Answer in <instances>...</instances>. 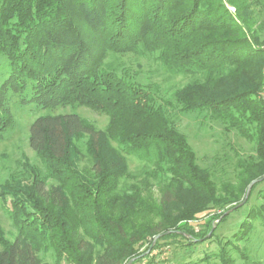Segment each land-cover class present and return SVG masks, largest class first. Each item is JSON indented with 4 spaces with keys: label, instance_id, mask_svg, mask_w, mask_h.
Returning <instances> with one entry per match:
<instances>
[{
    "label": "trees",
    "instance_id": "obj_1",
    "mask_svg": "<svg viewBox=\"0 0 264 264\" xmlns=\"http://www.w3.org/2000/svg\"><path fill=\"white\" fill-rule=\"evenodd\" d=\"M248 5L0 0V56L9 64L0 136L12 124V96L24 105L76 103L108 116L102 132L76 114L31 124L28 144L43 169L28 166L30 184L10 190L16 235L0 241V264H51L47 255L54 264L136 263L156 236L151 250L169 237L197 244L188 231L196 215L212 213L204 225L219 224L242 202L247 186L264 176V42ZM137 50L159 51L172 75L191 78L172 95L180 111H206L243 137L254 132L255 160L239 164L236 187L218 192L155 97L101 66L109 53ZM129 156L142 163L137 174L128 169Z\"/></svg>",
    "mask_w": 264,
    "mask_h": 264
},
{
    "label": "rangeland",
    "instance_id": "obj_2",
    "mask_svg": "<svg viewBox=\"0 0 264 264\" xmlns=\"http://www.w3.org/2000/svg\"><path fill=\"white\" fill-rule=\"evenodd\" d=\"M181 1L174 0L176 3ZM247 4L253 29L260 42H264V0L257 3L247 0ZM229 10L233 11L232 8ZM101 64L102 68L112 70L118 77L146 89L155 97L156 102L164 108L169 121L185 138L197 167L209 173L218 192L224 184L237 186L239 164L246 163L249 159L255 160L254 132L251 131L250 137H243L229 123L210 119L206 111H180L172 95L188 84L191 78L172 75L160 61L159 51L109 53ZM8 71L7 59L0 56V87ZM8 104L12 124L0 136V241L9 242L16 235L9 216L11 191L18 184H30L27 179L28 166L43 169L28 144L29 128L34 120L45 115L76 114L102 132L108 124V116L76 103L41 107L21 104L19 98L12 96ZM81 142L84 143L85 140ZM127 164L131 173L141 171L142 163L132 156L127 157ZM80 166H85L84 160ZM152 193L158 201L161 196L158 188H154ZM247 199L245 205L225 215L222 222L210 224L211 228L204 224L210 221L212 213L196 215V220L189 224L188 231L197 238V244L193 241L187 243L179 237L160 239L156 249L134 264H144L145 261L147 264H264V182L255 186ZM243 223H246L247 228H244ZM46 259L54 264L50 255Z\"/></svg>",
    "mask_w": 264,
    "mask_h": 264
},
{
    "label": "water",
    "instance_id": "obj_3",
    "mask_svg": "<svg viewBox=\"0 0 264 264\" xmlns=\"http://www.w3.org/2000/svg\"><path fill=\"white\" fill-rule=\"evenodd\" d=\"M262 181H264V176L261 177V178H259V179H257V180L252 181V182L247 186V188H246V192H245V195H244V198H243L242 202H241L240 204H238V205L236 206V208H232V209L228 210L227 212H225V213H224V216L227 215V214H229L230 212H232L234 209H238V208L242 207V206L246 203V200H247V198H248V196H249V193H250L251 188H252L255 184L260 183V182H262ZM222 217H223V216H222ZM160 237H161V236H156V237L153 239V242H152V245H151L150 249L147 250V252H146L142 257H144L145 255H148V254H149V252L151 251L152 247L154 246V243H155ZM134 261H135V260L132 259V260H130L127 264H133Z\"/></svg>",
    "mask_w": 264,
    "mask_h": 264
},
{
    "label": "built area",
    "instance_id": "obj_4",
    "mask_svg": "<svg viewBox=\"0 0 264 264\" xmlns=\"http://www.w3.org/2000/svg\"><path fill=\"white\" fill-rule=\"evenodd\" d=\"M147 259V258H146ZM144 264H147V261H145V263Z\"/></svg>",
    "mask_w": 264,
    "mask_h": 264
}]
</instances>
